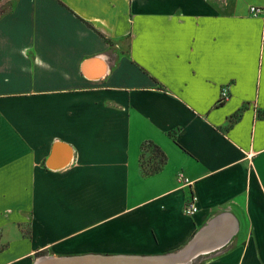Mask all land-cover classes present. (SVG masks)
<instances>
[{
    "label": "crops",
    "instance_id": "0c3cea01",
    "mask_svg": "<svg viewBox=\"0 0 264 264\" xmlns=\"http://www.w3.org/2000/svg\"><path fill=\"white\" fill-rule=\"evenodd\" d=\"M3 5L0 264L190 243L196 264H264V0Z\"/></svg>",
    "mask_w": 264,
    "mask_h": 264
},
{
    "label": "water",
    "instance_id": "95a60500",
    "mask_svg": "<svg viewBox=\"0 0 264 264\" xmlns=\"http://www.w3.org/2000/svg\"><path fill=\"white\" fill-rule=\"evenodd\" d=\"M93 58H98V57H93ZM93 58H89V59H93ZM82 65H81V69H82ZM106 71H107V68L105 69L103 74L96 76V77L94 76L92 78L103 76L106 73ZM87 77H90V76H87ZM57 146H58L57 144L53 146L50 152V155L47 158L46 162L49 167H53V168L62 167L66 165L69 161V159H66L65 161L57 165L52 163L54 152ZM197 255H198V251H196L193 247V244L190 243L177 252L165 254L161 256L82 254V255L54 256L53 257L50 255L49 256L43 255V256H39L36 259L34 264H54V263H58V264L60 263L77 264L78 263L79 264L83 262H86L87 264L91 262H92L91 264H154V263L155 264H167L177 259L180 260V264H187L192 260V258L196 257Z\"/></svg>",
    "mask_w": 264,
    "mask_h": 264
},
{
    "label": "trees",
    "instance_id": "16d2710c",
    "mask_svg": "<svg viewBox=\"0 0 264 264\" xmlns=\"http://www.w3.org/2000/svg\"><path fill=\"white\" fill-rule=\"evenodd\" d=\"M237 115L238 113H235L233 117H236ZM146 147L151 148V152H153L154 158L148 165H145L143 161H141V166L144 174H152L162 168V166L166 161V156L162 152V150H160V148L151 141H146L143 143L142 145L143 152ZM143 152H142V157H143Z\"/></svg>",
    "mask_w": 264,
    "mask_h": 264
},
{
    "label": "built area",
    "instance_id": "2783aa9c",
    "mask_svg": "<svg viewBox=\"0 0 264 264\" xmlns=\"http://www.w3.org/2000/svg\"><path fill=\"white\" fill-rule=\"evenodd\" d=\"M249 11L253 15H261L262 17H264V7L250 6ZM226 96H227V93L225 90H223L222 98H225ZM197 209H198V206L196 203V197L192 196L191 199L184 206L183 211L186 214H192L196 212Z\"/></svg>",
    "mask_w": 264,
    "mask_h": 264
},
{
    "label": "rangeland",
    "instance_id": "374dc122",
    "mask_svg": "<svg viewBox=\"0 0 264 264\" xmlns=\"http://www.w3.org/2000/svg\"><path fill=\"white\" fill-rule=\"evenodd\" d=\"M9 10H10V6H8V5H3V7L0 8V14H3V13H5V12L9 11ZM101 74H103V73H101ZM101 74H100V75H101ZM153 155H154V154H153V152H151V148L146 147V148L144 149L143 157H142V161H143V163H144L145 165H148V164L152 161V159L154 158ZM43 255H47V254H45V253L40 254V256H43ZM194 262H196V261L194 260V261H192V262H189L188 264H196V263H194Z\"/></svg>",
    "mask_w": 264,
    "mask_h": 264
},
{
    "label": "bare ground",
    "instance_id": "6f19581e",
    "mask_svg": "<svg viewBox=\"0 0 264 264\" xmlns=\"http://www.w3.org/2000/svg\"><path fill=\"white\" fill-rule=\"evenodd\" d=\"M97 59H99V58H96V59H93V60H88V61H86V62H84V64H83V67H84V69H86V67H89V65L94 61V60H97ZM102 61V60H101ZM105 69H106V65H105V63H102V68H101V70H100V74L101 73H104V71H105ZM47 256H49V255H47ZM50 256H58V255H50ZM92 263V262H91ZM91 263H88V264H91ZM94 263V262H93ZM54 264H58V263H54ZM60 264H65V263H60ZM66 264H72V263H66ZM78 264V263H77ZM79 264H87L86 262H83V263H79ZM155 264V263H154ZM167 264H180V260L179 259H177V260H173L171 263H167Z\"/></svg>",
    "mask_w": 264,
    "mask_h": 264
}]
</instances>
